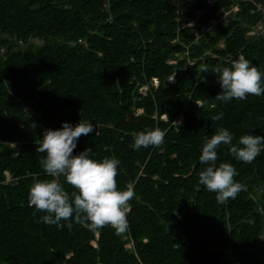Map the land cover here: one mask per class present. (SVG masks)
<instances>
[{"label": "trees", "instance_id": "16d2710c", "mask_svg": "<svg viewBox=\"0 0 264 264\" xmlns=\"http://www.w3.org/2000/svg\"><path fill=\"white\" fill-rule=\"evenodd\" d=\"M209 1L0 0V264H264V151L243 163L217 149L247 185L234 199L218 203L198 182L217 128L233 143L264 136V95L221 103L211 70L241 54L264 70V34H247L264 23V0ZM80 119L96 129L73 152L118 158L117 187L133 185L119 235L90 231L83 215L71 229L37 222L44 213L29 206L33 182L52 178L36 151L43 132ZM146 127L164 143L135 150Z\"/></svg>", "mask_w": 264, "mask_h": 264}, {"label": "clouds", "instance_id": "9594fccd", "mask_svg": "<svg viewBox=\"0 0 264 264\" xmlns=\"http://www.w3.org/2000/svg\"><path fill=\"white\" fill-rule=\"evenodd\" d=\"M212 3L210 0L209 4ZM234 9H237V6ZM212 22L215 23V20L212 19ZM258 24L264 26L262 22ZM208 70L207 65H201V72ZM211 70L217 74L221 91L215 98L221 103L233 99L244 100L248 95H264V70L259 69L242 54L232 60L230 66L215 67ZM153 81V84L157 85V80ZM141 91L144 92L145 88H141ZM223 116L221 111L210 118L219 121ZM179 120L178 117L177 121ZM94 129V122L80 119L75 125L63 121L61 127L49 128L43 132L36 151L44 154L40 163L44 172L52 178L35 180L29 188V206H34L37 212L44 213L38 217L37 222L71 229V220H78L83 215L90 231H97L105 225L111 226L117 235L127 230L129 201L135 192L132 184L124 188L117 187L116 175L120 160L115 157L95 159L90 155L91 147H86L78 153L73 152L79 137L87 136ZM233 136L229 129L217 128L216 132L202 143L198 157L201 164L206 165L198 173V182L207 191L216 194L218 203L236 198L241 191H247V185L234 179L238 173L233 164H217V149L221 145L228 146L231 156L243 163H251L264 151V136L249 132L240 135L235 143ZM164 137L165 131L161 128L146 127L135 133L132 146L135 150L142 147H158L164 143ZM61 176L76 189L71 196L58 182L57 178ZM10 179L11 176L6 179L5 175V182ZM91 243L96 246L95 241L92 240ZM130 246L131 243L126 244V247Z\"/></svg>", "mask_w": 264, "mask_h": 264}, {"label": "built area", "instance_id": "2783aa9c", "mask_svg": "<svg viewBox=\"0 0 264 264\" xmlns=\"http://www.w3.org/2000/svg\"><path fill=\"white\" fill-rule=\"evenodd\" d=\"M263 33H264V26L262 24H258L255 29H251L248 31V34H255V35H261ZM78 42H84V41H83V39L79 38ZM172 77H173V75L169 76L168 80L171 79ZM172 80H173V78L169 81H172ZM181 117L182 116L180 115L179 118L181 119ZM5 175H6V179L10 178L9 174L6 171H5Z\"/></svg>", "mask_w": 264, "mask_h": 264}, {"label": "rangeland", "instance_id": "374dc122", "mask_svg": "<svg viewBox=\"0 0 264 264\" xmlns=\"http://www.w3.org/2000/svg\"><path fill=\"white\" fill-rule=\"evenodd\" d=\"M210 3H211V2H210ZM196 34H198V33H196ZM2 52H3V49L0 50V53H2ZM153 82H154V81H153ZM143 89H144V88L142 87V90H143Z\"/></svg>", "mask_w": 264, "mask_h": 264}]
</instances>
